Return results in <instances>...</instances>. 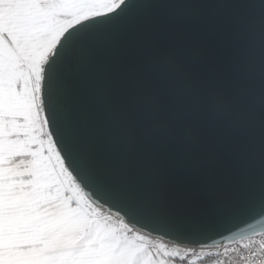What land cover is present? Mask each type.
I'll return each mask as SVG.
<instances>
[{"label": "water", "instance_id": "95a60500", "mask_svg": "<svg viewBox=\"0 0 264 264\" xmlns=\"http://www.w3.org/2000/svg\"><path fill=\"white\" fill-rule=\"evenodd\" d=\"M39 89L42 119L71 102L69 159L45 133L94 204L173 245L264 233V0H123L63 32Z\"/></svg>", "mask_w": 264, "mask_h": 264}, {"label": "snow or ice", "instance_id": "6c2138e0", "mask_svg": "<svg viewBox=\"0 0 264 264\" xmlns=\"http://www.w3.org/2000/svg\"><path fill=\"white\" fill-rule=\"evenodd\" d=\"M66 2L0 3V264H136L57 188L43 129L69 159L71 102L50 98L41 122L29 69Z\"/></svg>", "mask_w": 264, "mask_h": 264}, {"label": "crops", "instance_id": "0c3cea01", "mask_svg": "<svg viewBox=\"0 0 264 264\" xmlns=\"http://www.w3.org/2000/svg\"><path fill=\"white\" fill-rule=\"evenodd\" d=\"M112 0H67L66 3L57 5L62 10L63 15L56 20L54 25L47 32L44 41L35 54L29 69L31 87L34 92L35 104L39 112V119L43 122L39 107V72L40 65L36 64V58L44 51L54 40V36L63 30V26L72 17L78 15L81 9H88L107 5ZM3 0H0L2 3ZM65 7V8H64ZM67 7V8H66ZM45 132V128L43 129ZM46 134V133H45ZM45 143L49 145V155L51 157L54 175L57 181V188L60 193L65 194L64 199L72 202L76 211L95 229L106 234L110 241L121 247L131 257L135 258L136 264H171L172 260L185 259L190 256H198L193 253L182 252L179 249L162 243L148 240L141 233L130 229L128 226L118 221H111L107 213L94 208L84 199L74 187L72 181L64 170L59 157L53 149L47 135L44 137ZM133 243V244H132ZM168 245V247H167Z\"/></svg>", "mask_w": 264, "mask_h": 264}, {"label": "built area", "instance_id": "2783aa9c", "mask_svg": "<svg viewBox=\"0 0 264 264\" xmlns=\"http://www.w3.org/2000/svg\"><path fill=\"white\" fill-rule=\"evenodd\" d=\"M143 236L155 242L171 245L182 252L193 253L201 257L190 262L185 259H176L172 260L171 264H264V233L215 247L199 248L173 245L156 237Z\"/></svg>", "mask_w": 264, "mask_h": 264}, {"label": "rangeland", "instance_id": "374dc122", "mask_svg": "<svg viewBox=\"0 0 264 264\" xmlns=\"http://www.w3.org/2000/svg\"><path fill=\"white\" fill-rule=\"evenodd\" d=\"M122 1L123 0H112L107 5H103V6L100 5L98 7H92V8H88V9H85V8L84 9H81L82 11H80L77 16L72 17L69 21H67L65 23V25L63 26V28H62L63 30H61L59 32V34H56L54 36V40L50 44V46H48L44 51H42L40 53V55L36 58V64L42 66L43 61L51 54L52 49L55 47V45L57 44L59 38L61 37V35L63 34V32L66 29H68L69 27L73 26L74 24H76V23H78V22H80V21H82L84 19L90 18V17L95 16V15H98V14H103V13L110 12V11L114 10ZM40 69H41V67H40ZM39 75H40V72H39ZM74 187L76 188V190L78 191V193L83 197V195L79 192L78 188L75 185H74ZM89 204L92 205L91 203H89ZM93 207L96 208L95 206H93ZM96 209H98L101 212L105 213L100 208H96ZM110 217H111V221L112 220L115 221V222L120 221V222L123 223V221H121L118 218H115L113 216H110ZM148 240H150V239H148ZM167 247H168V245H167ZM200 258L201 257L199 255L198 256H190V257H187V261L190 262V261L198 260Z\"/></svg>", "mask_w": 264, "mask_h": 264}, {"label": "bare ground", "instance_id": "6f19581e", "mask_svg": "<svg viewBox=\"0 0 264 264\" xmlns=\"http://www.w3.org/2000/svg\"><path fill=\"white\" fill-rule=\"evenodd\" d=\"M65 8V7H64ZM67 8V7H66ZM64 170H65V168H64ZM65 172L67 173V175L69 176V174H68V172L65 170ZM70 178V177H69ZM70 180H71V178H70ZM72 181V183L78 188V190H79V192L83 195V197L89 202V203H91L93 206H95L96 208H100L101 210H103L105 213H107V214H109L110 216H113V217H115V218H118V219H120L121 221H123V223L126 225V226H128L129 228H131V229H133V230H135V231H137V232H139V233H142L143 235H146V236H149V235H147L146 233H144V232H141L140 230H137V229H135V228H133V227H131V226H129L120 216H117V215H115V214H113V213H109V212H107L106 211V209L105 208H103L102 206H100V205H98V204H94L93 202H91V200L89 199V198H87V196H85L84 194H83V192L81 191V189L79 188V186L73 181V180H71ZM151 237V236H150ZM133 244V243H132Z\"/></svg>", "mask_w": 264, "mask_h": 264}, {"label": "clouds", "instance_id": "9594fccd", "mask_svg": "<svg viewBox=\"0 0 264 264\" xmlns=\"http://www.w3.org/2000/svg\"><path fill=\"white\" fill-rule=\"evenodd\" d=\"M159 67L162 73H171L174 71V64L170 58L161 60Z\"/></svg>", "mask_w": 264, "mask_h": 264}]
</instances>
